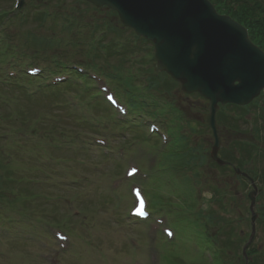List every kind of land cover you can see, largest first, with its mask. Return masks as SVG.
Listing matches in <instances>:
<instances>
[{
	"label": "rangeland",
	"instance_id": "1",
	"mask_svg": "<svg viewBox=\"0 0 264 264\" xmlns=\"http://www.w3.org/2000/svg\"><path fill=\"white\" fill-rule=\"evenodd\" d=\"M25 1L26 3L23 8L28 6L27 2L29 0ZM44 1L45 0L42 2ZM48 1V6L52 8L55 7V2ZM0 5L9 6L7 7V9H9L12 5V0L7 3L2 1ZM58 5V15L55 18H49L43 22L30 17L23 22L16 19L7 24L6 33L12 38L14 44L17 45H15V47H17L18 50L20 49V55L17 54L13 56L12 59L14 63L12 64H15V61L23 60L21 58L23 56L26 57L27 53L34 52L35 48L33 45L31 46L28 41L32 30L36 29L37 34L42 33L47 37L50 35L65 36L64 34L66 32H63L61 28L63 22L60 20V13L64 10H75V14L88 23L99 22L97 21V16H103L104 18L114 20L108 8L104 7L99 10H94L80 0H67L66 4L64 3L63 6ZM43 6V3L39 4L36 6V9H42ZM9 11L11 13V10ZM100 13H102V15H100ZM91 28H85L83 30L86 31L85 36H87V31ZM4 51L6 50L2 49V52ZM85 52L86 50L84 48L70 49V47L64 45L52 50L50 48H42L37 53L40 58L49 55L55 56V54L62 57L67 54L69 55L68 58H71L70 60L79 58L77 62H83L82 60H84ZM76 54L79 56L72 57ZM112 61L113 62L109 64L111 69H113L114 65L118 64L119 59L113 58ZM132 62L133 58L127 60L126 65L132 67ZM17 68H19V66H17ZM3 70L5 71L4 74L7 75L8 73L6 70ZM143 80L140 79L141 86L143 85ZM34 85L36 84L34 83ZM10 86L12 87V85H9V87ZM63 91V88L42 90L38 95L34 96L35 98L29 99L23 98V94L17 91L16 93L10 92L8 87H0V114L2 115L0 117V130L12 127L18 130H25L35 127L38 132H47L54 136L55 139H59L61 133H64L60 132L61 129L65 130V133L71 135L73 138L75 135H82V137L86 136V133L80 130V121L74 119L76 117L70 115L68 109H66V105L63 102ZM170 94L169 96L164 94L167 97L165 99L169 102H173L175 107H177L187 119L193 122L196 120L197 123L202 121V114L207 113L205 107L206 100L204 98L195 93L187 94L182 92L178 84L175 83L172 84ZM65 96L67 97L66 93ZM56 97H60V100L57 99L58 101H56ZM262 103L264 106V101ZM93 105H95V103L92 104L91 111L93 113L102 114L103 108L99 106L94 107ZM153 106H156L157 109L162 108V105L159 103ZM88 108L89 107L85 106L84 110L88 111ZM21 110L32 113V116L27 117V122H21L16 119L17 113ZM228 113L231 112L228 111ZM256 114L259 115V112ZM229 117L233 119L232 114H230ZM165 120L167 128L171 130V122L168 118H165ZM261 124L263 125V123ZM53 127L56 128L53 129ZM238 127L239 129H231L228 126H224V124L221 125L222 131L219 138L221 139L222 146L219 152L223 149L231 152L230 148L235 143L239 146L241 143L245 142L244 144H246L251 141L252 137L246 125L245 127ZM121 128H123L124 131L128 127L122 125ZM187 131L188 133H186L187 136H190L192 148H194L199 157L203 156L204 162L197 168V175L198 173L201 175L199 177H194L193 174L195 171H188L187 169L182 171L178 168L182 174L177 176L175 185H172L173 181L169 180L167 173H163L159 178L160 183L157 184L159 187L158 190L161 192L159 195H165L174 202H176L175 196L177 195L180 205L183 208V211L181 207L178 208L179 211H182L180 215L183 214L182 216L185 218L187 217V219H193L194 214L192 210H194V212L199 209H203L204 212L216 210L224 216L225 219L236 220L235 233L237 231L241 237L250 234L251 229L249 224L246 223V217L248 209L250 208V201L247 195L252 190L251 184L243 182V179H241L239 175L234 174L232 169L233 172L228 168L222 169L224 166L220 168L217 166V163L212 160L210 152L214 139L211 129L205 128L199 123L198 125L194 124L188 128ZM134 133L136 136H141L140 132L137 130ZM28 138L30 139L29 136ZM28 138L25 137L22 141H14L11 143L1 141L0 160L6 159L4 157L11 158L13 160L11 164L15 165L14 168H12V176L20 179L19 183L22 190L24 186L32 188L30 193L25 192L23 194L24 198L26 197L27 199H25L28 201L21 202L20 200V203L16 205L13 203L9 204L8 202H3L1 204V224L15 228L13 234L17 231L16 229H18L22 235L23 231L25 234L33 231L34 225L36 227L41 225L40 221H38L39 215L41 214L49 218H55V220L58 221L60 217L63 216V213L66 214L70 211L68 203L69 205H76L78 202L86 211L82 216L74 218L71 224H69V229L72 231L73 239L71 241L73 247L69 252L62 254L61 258L57 251H55V248H62L60 245L58 246L55 241L53 242L51 238L47 241V245L45 246L31 241L20 242L0 240V262L6 264H55L51 260L54 259L57 261V264H59V259H61L60 264H175V258L180 256L179 259L183 261L184 264H190V262H192L190 261V257L194 260H198L202 257L199 253L192 252V255H190L191 251L187 249L188 247L191 248L192 246L191 250L193 249L194 251H202V249L199 244L196 243V236L193 235V238L190 239L191 233L188 232L186 228H178L175 222H172L171 226L178 234L177 240L181 246L174 245L173 242L161 244V241L154 240L152 232L149 237L146 236V233L144 235V230H146V228L150 229L151 226L148 224L146 227L140 222H130L125 216L129 206L133 203L131 195L126 196V201L121 198L120 202H125V204L120 209H114V199H110L111 196L114 195V192L110 190L109 182L114 175L118 173L121 174L125 166V161L117 156L118 152H115V155H113L116 159L112 157L107 159L96 150L84 154L80 149L76 148L78 146L69 147L64 144V140L59 143L58 147L53 148L45 143H43V146H39L38 140L29 142L30 140H28ZM142 138H144V136ZM33 140L34 137L31 136V141ZM125 142H128V140H125ZM145 144L146 146L150 145L147 142ZM146 149L147 148L143 145H139L134 149L131 147L128 150V156H131V159L145 162V156H147ZM47 155H50L52 159L48 158L47 160L45 158ZM45 163H49V165ZM235 165L241 167L238 161ZM252 166L254 165L245 162L242 171L252 173ZM164 172L168 171L164 170ZM0 173H2V171H0ZM154 173L152 175H154ZM86 176H88L87 180H85ZM30 180L34 182H29ZM84 180L88 182L85 183ZM213 180L223 184L222 191L228 206H230L227 207V211L221 209L219 200L217 201L214 199L216 196L213 192L211 183ZM149 181V183L145 184V187H148L151 182L153 184L154 177L151 176ZM256 184L258 185V194L256 195L254 209L257 213L259 212L258 216L261 217L262 213H264V189L260 181H256ZM21 187L19 186V188ZM156 189L157 188H154L152 191ZM152 191L150 192L151 195ZM5 194L11 195L8 191L5 192ZM147 195L149 197L148 193ZM233 195L235 197L234 199ZM115 202L117 205L118 201H116V199ZM160 209L161 213L167 210L166 206H160ZM56 210H62V213L58 215V211ZM26 216H28L30 220L27 219ZM166 218L163 220L166 221ZM230 227L231 225L211 227L209 233L217 237L221 244V242L224 243L225 240L228 239L226 232L231 230ZM20 228L28 230H21ZM131 235L139 239L140 247H133V245H131V240H129ZM233 237L235 238V236ZM189 239L193 241L189 243ZM240 239L241 238L237 236L235 241ZM249 246L250 248L253 246V249H256L254 247H258L257 252L264 251V225L258 221L256 237ZM42 251L45 252V255L43 253L44 256L38 257L37 254ZM207 252L209 251L205 253ZM160 253L161 256L158 263L157 256L160 255ZM202 253L205 254L203 251ZM177 264L182 263L178 261Z\"/></svg>",
	"mask_w": 264,
	"mask_h": 264
},
{
	"label": "water",
	"instance_id": "2",
	"mask_svg": "<svg viewBox=\"0 0 264 264\" xmlns=\"http://www.w3.org/2000/svg\"><path fill=\"white\" fill-rule=\"evenodd\" d=\"M89 1L116 10L124 25L152 41L158 70L177 80L183 92H199L209 100V114L203 115V121L213 130L211 156L224 165L216 119L219 103L246 105L264 89V52L250 40L247 29L219 14L210 0ZM254 186L249 194L250 242L258 217L254 209L258 188Z\"/></svg>",
	"mask_w": 264,
	"mask_h": 264
},
{
	"label": "trees",
	"instance_id": "3",
	"mask_svg": "<svg viewBox=\"0 0 264 264\" xmlns=\"http://www.w3.org/2000/svg\"><path fill=\"white\" fill-rule=\"evenodd\" d=\"M214 2V4L217 6V8L219 9V11L230 14L232 17H234L237 21H239L240 23H242L243 25H245L250 33L251 39L257 44L259 45L261 48L264 49V0H212ZM94 10H98L96 8H93ZM75 10H70V12H74ZM58 15V12L55 13ZM110 14L111 16L114 18V20L110 19V18H104L105 20L103 22L106 21L109 22V28H111L110 30V40L107 39L108 42H101V46L102 47H107V49L110 52H113L112 54L108 55V57H104L100 54V52H97V54L94 57L90 56V53L93 51V47L92 45H88L85 44V40L87 38V36H85L86 31H82V28H79L77 26L73 27H66L64 30V26L62 27V31L66 32L65 40H71L73 39L74 42L69 43L70 49H77V48H84L86 50V52L84 53V62L93 68L98 67L99 64H103L105 66V62L108 64V68H111L109 66V64L111 62H113V58H117L119 59V62L117 65H114L113 70L114 69H123V67L125 68L126 66V61L128 60L126 57L127 55H129L132 50L137 51V50H143L146 54V59L148 57L149 59V68L147 69V72L150 73L151 70L153 72V62H154V58L152 55V51L151 48L148 45V42L142 38V37H138L134 31H132L129 28H126L122 25V23L120 22L116 12L110 10ZM56 15V16H57ZM100 15H102V13H100ZM54 16V15H53ZM51 16V17H53ZM73 16V15H72ZM78 16V15H76ZM80 17V16H78ZM102 19V18H101ZM42 20V19H41ZM99 23V22H97ZM77 24H79V22L77 21ZM89 25V24H88ZM100 26V25H97ZM88 32V31H87ZM90 32V31H89ZM90 38H93L94 33H91L90 35L87 34ZM74 36V37H73ZM127 36H131V39L133 41L134 47L129 45V43H123V42H119V40L121 38H125ZM29 40L31 45H33L36 48L42 49V48H50L51 50L54 48H60L61 46H64V42L62 43V45L60 46V43L58 41H54V39H44V38H38L35 35H33L32 33L29 36ZM33 43V44H32ZM86 45V47H85ZM119 50H121V52H119ZM66 57H68L69 55H64ZM62 56V57H64ZM79 56L78 54L73 55L72 57H77ZM64 57V58H66ZM82 57V56H81ZM50 58L49 56H46L45 59L48 61ZM108 58V59H107ZM112 58V59H111ZM129 58V57H128ZM107 60V61H106ZM100 69V68H98ZM109 77H113L115 78V74L114 73H109L108 74ZM165 79H164V86L167 89H171L172 84H173V80L168 76V75H164ZM123 80V79H122ZM151 83H154V87L156 88V90L158 89V81L156 78L151 77L150 78ZM18 92L17 88L16 89H10V92L16 93V91ZM23 92V91H22ZM22 92H18L20 94H24L23 98H27L25 95V93ZM60 100V97H56V101ZM130 103L133 107H140L141 103H143L142 101L140 103L137 102V100H133L130 99ZM235 107V106H234ZM227 108H222L219 115H218V121L221 125L224 124V126H228L231 129H239L238 126H242V123L240 122V119H230L228 116V113L226 111ZM232 112H235L236 115L238 117H240L241 114H244L245 110L244 108H239V107H235L232 109H229ZM263 113L261 114V119L264 118V107L262 108ZM29 116H32V113H30L29 111H20L17 119L21 122H26L28 121ZM237 118V117H236ZM77 120H81L86 121L85 119H78V118H74ZM80 121V125L81 127L84 126V124H82V122ZM256 123L260 122V118H256L255 119ZM87 127V126H86ZM56 127H53V129H55ZM83 128V127H82ZM88 128V127H87ZM241 129V128H240ZM263 129H264V124H263ZM60 132H64L65 136H71L69 134L65 133V130L61 129ZM262 132H264V130H262ZM259 132L258 129H256V131H254V137L257 139L258 142H261V140H264V138H260L259 136ZM256 135V136H255ZM182 140V136L180 137ZM176 143V141H175ZM177 145V143H176ZM191 143L189 141H186V149H184L183 152L179 153H168V155H166L161 163V166L163 168H180L182 171H184L185 169H187L188 171H195L193 176L194 177H199L201 174L198 173L197 175V168L199 167V165L202 164V162H204L203 160V156H198L196 154V151L194 150V148L190 147ZM182 148H184V143L182 142L181 145ZM231 152L223 149L221 150V157L226 160V161H231L233 163H236L238 161V163L241 165V168H243L245 162L251 165L253 169H252V175L255 177L256 180L260 181V183H262L263 189H264V171H263V166H264V152H262L260 150V147L257 146V144L255 143H251L248 142L246 144L241 143L238 144L235 143L231 148ZM237 153V154H236ZM257 155V156H253V155ZM7 162L2 159V161H0V171H2V173H0V188L5 187L6 184H4V180L3 178L5 177V175H9L8 177H12L10 175H12V168H14L15 165L13 164H9ZM9 164V165H8ZM218 166V165H217ZM227 167H223L222 169H226ZM196 169V170H195ZM217 181V180H216ZM212 188H213V192L215 193L214 199L215 200H219V204L221 209L227 211V207L228 206L224 194H223V184L219 181L215 182V180H213L212 182ZM14 184V183H13ZM210 184V183H209ZM16 186V182L15 184L12 186L13 189ZM27 188V187H25ZM23 187V191H27ZM21 189V188H20ZM232 196V195H230ZM234 195H233V199H234ZM155 204V206H159L160 202L158 200L157 197H155V200L153 201ZM200 210V209H199ZM197 210L194 215H193V223L196 225V227L200 230L201 232V236H202V240H204L207 244H210L211 246H213V248H215V255H216V264H226V263H230V264H244V260L240 257V247L241 245H243V243L245 242V236L241 237L240 234L235 233V222L236 220L233 219H225L224 216H222L220 213H218V211L216 210H209L207 212H204L203 209H201L200 211ZM248 218L246 217V223L248 224ZM259 222L261 224L264 225V213H262ZM219 225H231V230L227 231L226 234L228 235V239L225 240L224 243L221 242V244L219 243V240L217 239V237L212 236L209 232H210V228L211 227H215V226H219ZM224 228V227H223ZM222 233V231H221ZM224 235V234H221ZM235 236V238L233 237ZM239 236V238H241L240 240H236V237ZM220 245H219V244ZM256 249H253V246L251 248L248 249V255L250 258V262L249 264H264V251L263 252H257L258 248L254 247ZM231 255H235V257L233 258ZM226 256V257H225ZM238 256V259H237ZM258 256V257H257Z\"/></svg>",
	"mask_w": 264,
	"mask_h": 264
},
{
	"label": "snow or ice",
	"instance_id": "4",
	"mask_svg": "<svg viewBox=\"0 0 264 264\" xmlns=\"http://www.w3.org/2000/svg\"><path fill=\"white\" fill-rule=\"evenodd\" d=\"M169 235H171V233H169Z\"/></svg>",
	"mask_w": 264,
	"mask_h": 264
}]
</instances>
